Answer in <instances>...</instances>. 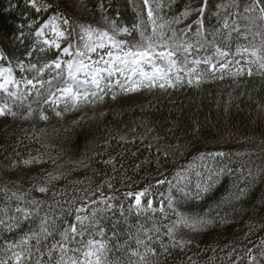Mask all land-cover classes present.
Returning a JSON list of instances; mask_svg holds the SVG:
<instances>
[{"label": "trees", "instance_id": "trees-1", "mask_svg": "<svg viewBox=\"0 0 264 264\" xmlns=\"http://www.w3.org/2000/svg\"><path fill=\"white\" fill-rule=\"evenodd\" d=\"M70 1L37 0L33 4L31 0H0V50L6 55L0 64L13 62L14 55H21L27 62L24 68L16 69V72L18 77L29 79L38 75L30 65L39 64L43 67L58 59L63 50L51 46L41 32L44 23L58 15L72 19L76 25L91 20L97 22L102 17V6L106 5L115 18L123 13L120 17L122 23L131 26L140 22V14L133 0H87L86 13L83 14L87 16V21L72 10ZM255 2L242 0L239 7L247 11L249 4ZM204 3L205 0H179L177 5L167 10L169 18L178 16L189 6L202 8ZM237 8L234 0L231 5L229 0H211L205 16L209 33L220 32L221 43L233 49L242 44L251 46L252 41L257 39L256 35L251 40L242 36L243 32L250 30L247 26L253 23L244 18L243 13L241 22L244 28L233 32L226 27L229 16H232L233 24H236L234 13ZM201 15L203 13L196 12L179 26L186 28L194 24V33H198L201 25L196 22ZM256 15L248 13L249 17ZM261 24L264 21L259 22L251 31L259 33L262 30ZM64 26L69 27L66 24ZM20 35H23L24 42H8L10 37ZM140 35L137 31L127 34L125 39H137ZM189 35L193 39L197 38L193 33ZM67 55L69 59L72 58L71 54ZM237 59H243V54ZM244 62L249 63L247 60ZM52 74L55 73L50 70L40 78L50 79ZM220 75L221 79L210 80L203 86L186 84L199 86L201 94L185 102L159 101L152 106L137 107L121 115H113L102 109L106 102L116 98L114 95H109L106 101L99 104H88L68 113L66 119L59 115L52 104L46 103L47 97L44 94L29 93V101H21L16 105V110L22 114L9 115L10 124L0 126V183L5 187L4 196L0 200L9 203L8 188L23 192L32 189L31 200L40 198L54 202L59 199L70 207H78L74 201L77 197H83L84 193L91 195L96 192L94 198H98L115 191L118 204L125 201L131 204L136 198L128 197V192L155 185L159 204L160 194L167 193L171 185H157L158 180L175 178L179 169L186 167L201 153L227 151V157L218 158L217 167L221 164L230 166V169H235V173L230 170L223 175L221 183L204 200L187 197L177 190L178 196L185 195L180 201L181 210L194 216H210L215 221L201 228L183 226L179 236L181 241H189L188 247L178 244L170 234V226L180 219L175 212L171 216L161 212L149 213L145 217L131 210L125 214L118 208L108 223L111 228L122 229L118 238L113 237L114 243L123 241L129 249L139 246L138 241L128 244L132 240V233L137 231L136 224L141 220L148 226L159 224L164 229L159 233L165 236L164 242L172 241L169 245L171 253L166 254L161 264H258L249 257L254 249L258 257L264 258V76L224 78L226 72ZM239 79L246 83L251 98L221 101L213 97L212 92L217 87ZM31 87L23 84L21 94L24 95L25 90ZM44 92L47 93L48 89L45 88ZM33 106L36 107V114L28 117L27 113ZM92 107L97 110L73 117ZM43 111L49 112L52 119H44ZM60 111L67 112V105L60 106ZM35 157L41 159L34 164L24 163ZM113 158L117 163H112ZM246 172L255 175H248L244 179ZM50 173L57 176L63 173L52 184L53 192L46 193L33 187L38 181L41 184L47 183L46 178ZM105 181L109 183L105 184ZM111 183L116 184L115 189L111 188ZM101 187L104 188L103 192L99 191ZM57 188L63 195L57 197ZM231 193H237L241 198H232ZM16 203L18 205L20 201ZM25 203L32 206L30 201ZM84 203L86 201L81 199L80 204ZM169 211H172L171 207ZM125 215L131 217V224L124 218L117 222V217ZM69 218L75 220L74 215ZM34 226L32 222H25L21 229L5 232L0 236V241L18 240L22 233ZM164 242L155 241L161 251H164ZM3 256L7 259L8 253L4 252ZM113 257H124L131 264L132 256L124 248L114 251Z\"/></svg>", "mask_w": 264, "mask_h": 264}, {"label": "snow or ice", "instance_id": "snow-or-ice-1", "mask_svg": "<svg viewBox=\"0 0 264 264\" xmlns=\"http://www.w3.org/2000/svg\"><path fill=\"white\" fill-rule=\"evenodd\" d=\"M31 2L35 4L37 0ZM232 2L233 0H229V5ZM241 2L242 0H234L238 6L234 13L236 24H233L232 16H229L226 27L233 32L244 28L245 25L241 22L243 13L244 18L252 20L253 23L247 26L250 30L243 32L242 36L251 40L252 36L256 35L257 39L252 41L251 46L242 44L237 49L225 47L221 43L220 32L209 33L205 16L211 0H205L202 8L189 6L178 16L171 18L167 10L177 5L179 0H133L140 14L138 24L130 26L126 22L122 23L121 12L120 17L116 19L106 17L110 23L107 28L81 25L76 33L79 38L75 40L71 39L74 35L71 28L64 26L71 25L73 20L58 15L48 20L45 25H56L54 30L60 39H49V44L63 50L58 59L43 67L39 64L30 65L38 75L29 79L18 77L15 66L0 67V116L21 115L22 113L16 110V105L21 101H29V93L44 94L47 97L46 103L52 104L59 115L66 116L88 104L106 101L109 95L119 99L122 94L140 93L146 89H173L184 87L186 84L203 86L210 80L221 79L222 72H226L224 78L264 76V24L260 25L262 30L259 33L251 31L259 22L264 21V0L250 3L247 11L239 7ZM196 12L203 13L196 22L201 25L198 33H194V24L186 28L179 26ZM249 12L257 15L249 17ZM61 19L64 24H61ZM137 31L141 34L137 39H120V33L134 34ZM41 32H45V29L42 28ZM189 33H193L197 38L193 39ZM65 38L71 41L67 46ZM67 54H71L72 58L69 59ZM242 54L243 59L238 60L237 57ZM5 59L6 55L0 50V61ZM233 61L236 63L233 64ZM25 64L26 62H22L19 66L24 68ZM205 65L207 67H204ZM50 70L55 73L50 79L40 78ZM23 84L32 86L25 90L24 95L20 90ZM45 88L48 89L47 93L44 92ZM62 105H67V112L60 111ZM35 114L36 107L33 106L27 116L33 117ZM42 115L44 119H52L47 111H43ZM228 155L227 151L201 153L186 167L179 169L175 178L165 177L158 180L157 185H171L167 193L160 194L159 204L155 185L128 192V197L136 198L131 204L127 201L118 204V194L115 191L111 195L105 193L98 198H94L96 192L91 195L84 193L83 197H77L74 201L78 207H70L59 199L54 202L40 198L31 200L32 189L23 192L8 188L9 203L0 200V236L5 232L21 229L25 222H32L35 226L22 233L18 240L0 241V264H129L124 257H113L114 251L121 248L132 256L131 264H161L166 254L171 253L169 245L172 241L164 242L165 236L159 234L164 229L159 224L148 226L143 220L136 224L137 231L132 233V240L128 241V244L138 241L139 246L129 249L123 241L114 243L113 237L118 238L122 229L111 228L108 221L118 208L125 214L131 210L145 217L149 213L162 212L171 216L175 212L180 219L170 226V234L178 244L188 247L189 241H181L179 236L183 226L201 228L215 221L210 216L185 213L181 210L180 201L185 195L204 200L221 183L223 175L230 170L235 173V169H230V166L221 164L217 167L218 158ZM40 159L35 157L24 163L34 164ZM112 163H117L115 158ZM248 175L255 173L246 172L244 179H247ZM62 176L63 173L59 176L50 173L46 178L47 183L41 184L38 181L33 187L46 193L53 192L52 184ZM108 183L109 181H105V184ZM110 186L112 189L116 188L115 183ZM177 190L185 195L178 196ZM4 191L5 187L0 183V197L4 196ZM99 191L103 192L104 188L101 187ZM55 192L57 197L63 195L58 188ZM230 197L241 198L237 193H231ZM81 199L86 203L80 204ZM17 200L20 201L18 205ZM25 201H30L32 206ZM170 207L172 211H169ZM73 215L74 221L69 218ZM122 218L131 224V217L126 215L117 217V222ZM156 240L164 242V251L156 246ZM4 252L8 253L7 259L3 256ZM249 258L258 264H264V258L258 257L254 249ZM243 259L241 256V260Z\"/></svg>", "mask_w": 264, "mask_h": 264}, {"label": "rangeland", "instance_id": "rangeland-1", "mask_svg": "<svg viewBox=\"0 0 264 264\" xmlns=\"http://www.w3.org/2000/svg\"><path fill=\"white\" fill-rule=\"evenodd\" d=\"M87 0H72L70 1L69 5L72 8V10L77 14L83 16L87 7ZM102 17L97 22L94 21H88L87 23H81L79 25H76L75 23H72L69 25L74 35L72 36V40L78 39L79 36L76 34L78 28L81 25H89L93 27H99L101 29L110 27L109 20L106 19V17L111 16L112 19H116L113 15L109 13V8L106 5L102 6ZM84 20H88L87 16H83ZM53 19V18H51ZM50 20V19H49ZM61 24H64L61 19ZM47 25V21L43 25V29H45V32L47 35H45V32H42L47 38L49 39H60L57 32H55L56 25ZM102 34V33H101ZM126 33H120V39L125 40ZM3 38H7V36H3ZM66 44L70 43L71 41L68 40V38H65ZM20 41L24 42L23 35L17 36V37H10L8 39V42L10 43H19ZM22 62H27L21 55H14L13 56V62H7L5 64H0V67L5 66H15L16 69L21 68L19 65ZM26 65V64H25ZM201 94V90L199 86H184L181 88H173V89H146L144 92L140 93H133V94H122L119 99L115 98L114 100L110 102H106L102 109L110 114L113 115H121L127 111L134 110L137 107H147L152 106L154 103H158L159 101H174V102H185L190 97H196ZM212 95L214 98L221 100V101H232L235 99H242V98H251L248 94V88L246 83L239 79L235 82H229L224 85H220L217 87L213 92ZM97 108H87L81 113L75 114L73 117H77L79 115H83L87 112H95ZM66 118V116H64ZM256 118V116H254ZM67 119V118H66ZM11 122L10 116H0V126H8Z\"/></svg>", "mask_w": 264, "mask_h": 264}]
</instances>
